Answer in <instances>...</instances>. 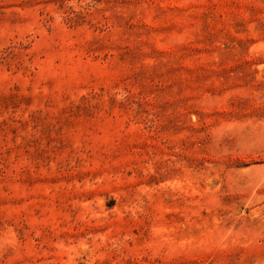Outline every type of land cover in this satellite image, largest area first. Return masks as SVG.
<instances>
[{
    "label": "rangeland",
    "instance_id": "374dc122",
    "mask_svg": "<svg viewBox=\"0 0 264 264\" xmlns=\"http://www.w3.org/2000/svg\"><path fill=\"white\" fill-rule=\"evenodd\" d=\"M0 264H264V0H0Z\"/></svg>",
    "mask_w": 264,
    "mask_h": 264
}]
</instances>
